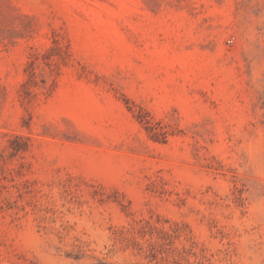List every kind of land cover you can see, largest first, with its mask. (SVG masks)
<instances>
[{"label": "rangeland", "instance_id": "1", "mask_svg": "<svg viewBox=\"0 0 264 264\" xmlns=\"http://www.w3.org/2000/svg\"><path fill=\"white\" fill-rule=\"evenodd\" d=\"M0 264H264V0H0Z\"/></svg>", "mask_w": 264, "mask_h": 264}]
</instances>
